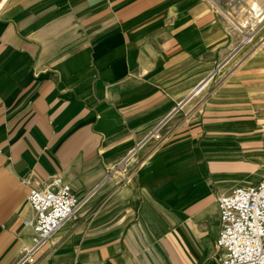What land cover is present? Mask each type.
I'll return each instance as SVG.
<instances>
[{
    "label": "crops",
    "instance_id": "crops-1",
    "mask_svg": "<svg viewBox=\"0 0 264 264\" xmlns=\"http://www.w3.org/2000/svg\"><path fill=\"white\" fill-rule=\"evenodd\" d=\"M217 4L0 0V264L55 177L82 204L28 264L220 263L218 198L264 180V43Z\"/></svg>",
    "mask_w": 264,
    "mask_h": 264
},
{
    "label": "built area",
    "instance_id": "built-area-1",
    "mask_svg": "<svg viewBox=\"0 0 264 264\" xmlns=\"http://www.w3.org/2000/svg\"><path fill=\"white\" fill-rule=\"evenodd\" d=\"M249 12L247 15L237 12L231 20L234 29L242 35V44L250 41L244 30L260 18L255 16L250 20ZM50 185L55 189H32L28 195L34 217L26 220L24 227L32 232V245L23 250L17 264L32 263L35 252L81 207L82 202L60 178H53ZM217 203L221 227L216 245L223 254L219 264H264V180L255 186L236 188L220 196Z\"/></svg>",
    "mask_w": 264,
    "mask_h": 264
},
{
    "label": "rangeland",
    "instance_id": "rangeland-1",
    "mask_svg": "<svg viewBox=\"0 0 264 264\" xmlns=\"http://www.w3.org/2000/svg\"><path fill=\"white\" fill-rule=\"evenodd\" d=\"M219 2H222V4H217V7L219 11L224 15L225 19L228 18L230 21V18H232V15L226 12V7L221 8L225 6V4H228V9L230 12H241L245 15L248 14V10L250 11L251 17L249 19L251 20L253 17L260 16L259 19H255L251 23V27L249 29L244 30V34H246L250 41L246 44H242L245 49L244 52L247 51L251 53V51L255 52L256 49H258L260 46L264 43V0H233V2L229 3V0H217ZM220 5H222L220 7ZM258 12L261 14L257 15ZM234 14V13H232ZM235 16V14L233 15ZM248 19V20H249ZM231 22V21H230ZM255 23V24H254ZM254 25V26H253ZM232 35H234V38L237 42L242 41V35L230 32ZM252 52V53H253Z\"/></svg>",
    "mask_w": 264,
    "mask_h": 264
},
{
    "label": "bare ground",
    "instance_id": "bare-ground-1",
    "mask_svg": "<svg viewBox=\"0 0 264 264\" xmlns=\"http://www.w3.org/2000/svg\"><path fill=\"white\" fill-rule=\"evenodd\" d=\"M202 88H199L198 90L196 89L195 91V94L199 93V91L201 90ZM194 92V91H193Z\"/></svg>",
    "mask_w": 264,
    "mask_h": 264
}]
</instances>
